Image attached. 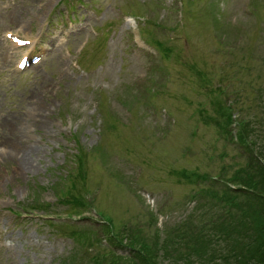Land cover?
<instances>
[{"label": "rangeland", "instance_id": "374dc122", "mask_svg": "<svg viewBox=\"0 0 264 264\" xmlns=\"http://www.w3.org/2000/svg\"><path fill=\"white\" fill-rule=\"evenodd\" d=\"M0 117V264L183 261L264 146V0H0Z\"/></svg>", "mask_w": 264, "mask_h": 264}, {"label": "trees", "instance_id": "16d2710c", "mask_svg": "<svg viewBox=\"0 0 264 264\" xmlns=\"http://www.w3.org/2000/svg\"><path fill=\"white\" fill-rule=\"evenodd\" d=\"M242 120L239 118L243 131L249 130L252 122ZM255 134L256 132H253L254 137L259 140L260 136ZM253 147L260 150L255 151ZM253 147L250 146L253 155L249 154V162L225 179L222 193L202 190L208 206L203 211L215 205L221 211V217L208 219L209 229L202 230L208 225L203 219L198 220L203 214L198 217L196 215L194 220L202 224V228L199 226L190 228L191 231L187 235L188 246L180 239L182 243L176 249L185 246L189 252L178 255L177 258L183 257L184 260L178 262L176 260V264H264V146ZM223 170L220 172L222 179ZM240 195H243V198L237 199ZM233 210L239 215L227 216L233 213ZM119 244L128 254L135 257L119 256L116 262L123 260L121 262L123 264L163 263V258L161 262L157 259V252L159 253L161 249L152 250V245L142 243L133 248L130 247L131 244L128 246L127 240ZM168 264H173L172 260Z\"/></svg>", "mask_w": 264, "mask_h": 264}, {"label": "bare ground", "instance_id": "6f19581e", "mask_svg": "<svg viewBox=\"0 0 264 264\" xmlns=\"http://www.w3.org/2000/svg\"><path fill=\"white\" fill-rule=\"evenodd\" d=\"M37 40V39H36ZM31 42H34V40H32ZM27 51H24V53L23 54H25ZM64 63H65V61L64 60H62ZM66 64H67V61H66ZM1 120H5V118H3V117H0V121ZM12 132V122H11V120H9V121H7V120H5V121H3V122H1V125H0V134L2 135V136H5L6 137V135H9V133H11ZM7 140V138H4L3 139V141L4 142H9V141H6ZM2 146V145H1ZM15 146H11V148L13 149ZM9 151H11L10 149H9ZM25 163V162H24Z\"/></svg>", "mask_w": 264, "mask_h": 264}]
</instances>
